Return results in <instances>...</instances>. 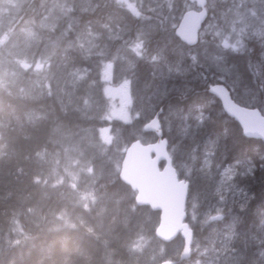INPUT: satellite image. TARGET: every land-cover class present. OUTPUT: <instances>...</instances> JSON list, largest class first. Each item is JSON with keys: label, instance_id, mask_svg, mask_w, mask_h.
Here are the masks:
<instances>
[{"label": "rangeland", "instance_id": "1", "mask_svg": "<svg viewBox=\"0 0 264 264\" xmlns=\"http://www.w3.org/2000/svg\"><path fill=\"white\" fill-rule=\"evenodd\" d=\"M26 1L0 0V86L10 84L11 87H18L24 96L32 100L53 96L63 109L66 106L73 108L84 103L85 95V104H90L96 114L103 115V124L92 130H95L96 136L103 142L102 145L109 148L110 154L112 151L123 152L125 149L119 139L115 141L117 125L131 122L135 124L134 129H137L139 124L143 125V121L151 116L154 109L152 99L168 96V100L164 101L161 116L164 131L173 143L175 162L179 163V159L181 162L183 159L189 160L190 166L179 165V168L186 173L189 172L188 167L194 168L198 175L190 192V220L192 224L196 223L198 236L203 241L198 237L195 239L193 256L182 264H227V259L221 257L224 254L220 257L218 254L226 251L228 247L229 264H264V246L261 245V249H258L251 241L264 240V228L257 231L261 223L258 221L254 224L263 214L264 208L259 202L254 201L256 197L251 195L245 181L253 174L252 164L243 159L229 166L226 163L223 165L225 152L220 136L224 135L214 134L207 125L213 118V113L218 114L216 109L211 112L212 98L209 97L195 107L192 106L188 110L192 111L194 107L193 111L183 115L172 102V99L175 101V95L185 93L184 89L179 88L180 81L196 82L205 75L225 82L236 100L241 103L251 106L257 103L264 108V99L258 97L260 88H264V70L258 77L253 73L247 58V48L250 47L252 35L254 37L261 33L264 44V32L261 29L264 28V0H224L227 6L221 8L219 12L209 10V18L199 33V43L191 48L176 47L175 50H173L175 42H172L174 30L182 14L189 10V0H128L123 7L133 12L130 17L134 21L132 23L127 21V24L121 15L115 17L109 12L105 20L101 18L100 22L95 21L93 16L97 11L92 14L90 12L99 6L98 0H36L32 2L33 5L28 4L25 12L20 13L19 10ZM215 1L208 0L209 8ZM130 6L134 9L131 10ZM81 14H84L82 18ZM158 30L164 32L162 46L171 45L174 57L169 62L151 63L153 68L149 66V79L147 81L141 79L135 83L137 89L135 94L133 82L128 80L125 72L131 69L136 57L140 55L143 37L147 38L151 45L150 36ZM116 39L118 41H114ZM133 40L137 44L133 43ZM128 41L131 45H126L125 42ZM71 51L78 52V55L73 58ZM93 55L95 56L91 64H86V56ZM262 61L261 57L260 62ZM166 73L171 75L167 76ZM173 76L177 78L173 79ZM165 77H169L170 80L162 82L161 79ZM96 84L101 90L99 97ZM128 87L131 89V97L124 100L122 93ZM85 89L89 92L86 93ZM90 96L92 98H88ZM138 103L144 104L140 115L136 110ZM39 106L41 108L51 105ZM37 111L38 109L32 110L30 118L47 117L42 110ZM203 111H210L211 115L206 122L201 123L200 116ZM188 129L191 132L184 135ZM92 130H81V138L87 134L94 137ZM63 144L60 145V151H63ZM189 145L193 146L194 153L191 160L185 156L186 150L183 152L184 146ZM69 152L75 153L70 150ZM94 152L89 151L85 154L83 148L72 168L73 180L84 192L90 190V195L92 189H96L95 181L105 171L103 163L97 161L101 158L99 151L95 149ZM111 159L109 158V162H112ZM239 186L249 189L240 195L244 196V200H238L249 206L243 229L245 233L240 245L244 247L245 253L241 252L233 237L229 238V244L218 242L215 237L220 227L208 228L207 223L200 219L204 203L208 199H211L212 203L217 188L229 189V192H232L229 195L234 196L237 192L230 188ZM199 197L206 198L204 203L201 202V208L198 207ZM89 205L88 201L83 205L81 202L83 208ZM99 205L97 200L92 206L95 209ZM102 214H105L104 217L109 215L105 211ZM141 220L142 225L138 221L137 227L140 225L143 231H148L151 224L154 226L157 224L155 219H150L146 215ZM249 222L253 223L250 225L251 228ZM255 226L257 229H254ZM181 247L182 241L178 239L167 245L163 253L178 256ZM205 250L210 252L209 257L203 255Z\"/></svg>", "mask_w": 264, "mask_h": 264}, {"label": "trees", "instance_id": "2", "mask_svg": "<svg viewBox=\"0 0 264 264\" xmlns=\"http://www.w3.org/2000/svg\"><path fill=\"white\" fill-rule=\"evenodd\" d=\"M211 5L215 7L212 10L215 12L227 6L224 0ZM97 12L100 18L107 15L104 11ZM261 29L264 32V28ZM157 37L151 38V45L145 41L139 57L129 68L128 79H132L135 93L136 84L141 79H149L148 65L152 60L169 62L174 55L170 47L162 46L164 39ZM174 39L176 46L181 45L176 37ZM262 41L261 33L252 35L247 48L250 66L258 77L264 70ZM72 53V57L78 55L77 52ZM213 82L212 77L205 75L196 82H175L181 84L179 88L185 93L175 95L172 102L182 115L192 112L196 105L210 97L207 86ZM50 97L48 95L32 102L18 87H11L10 84L0 86V264H158L173 257L164 255L167 244L155 237L154 224L148 231H143L140 225L137 227L138 221L142 225L144 215L157 221L158 214L147 207L137 206L134 192L119 179L118 164L123 156L122 150L110 154L109 148L102 145L103 142L92 130L103 124L102 116L96 114L90 104H85V95L84 103L66 109ZM163 97L152 99L155 110L163 108L164 101L168 100V96ZM258 97L264 99L263 87ZM40 104L51 106L40 108ZM143 106V103H138V114H142ZM192 106V111H189ZM210 106L211 112L216 109L218 114L213 113L207 125L214 134L224 135L220 136L224 143L223 156L227 155L223 161L235 163L245 159L252 164L253 174L246 178V185L254 191L256 203L264 208V143L244 136L239 124L221 112L219 102ZM34 109L42 110L47 117L30 118ZM134 126L132 123L118 124L115 141L119 139L122 147H126L136 139L143 142L154 139L153 135L143 132L142 125L137 129ZM83 129L92 130L94 137L87 134L81 138ZM189 132V129L186 130L184 135ZM61 143H64L63 151H60ZM172 146L170 141L169 151L176 161ZM83 148L85 154L98 150L101 158L97 161L105 166L104 173L95 181L96 189H92L94 197L90 195V190L84 192L73 180V164L78 161L77 155ZM185 150V156L191 160L193 146H184L183 152ZM180 162L179 159L175 165L180 177L189 180L191 192L195 178H198L197 171L188 167V173L182 172L179 165L190 166V161L183 159ZM97 200L101 206L94 209L92 205ZM86 201L90 205L83 208L81 202L83 205ZM190 204L189 200L188 216L191 214ZM103 211L109 215L104 217ZM251 224L249 222V227ZM251 241L258 249L264 246V240Z\"/></svg>", "mask_w": 264, "mask_h": 264}, {"label": "water", "instance_id": "3", "mask_svg": "<svg viewBox=\"0 0 264 264\" xmlns=\"http://www.w3.org/2000/svg\"><path fill=\"white\" fill-rule=\"evenodd\" d=\"M204 7L206 0H191ZM207 17L205 9L184 13L176 35L192 46L198 42V32ZM209 92L222 102L229 116L241 126L245 136L264 141V115L257 108H247L237 104L227 87L221 83L211 85ZM144 129L154 132L158 139L152 143L140 140L131 142L124 153L119 177L136 192L135 201L139 206L147 205L160 211V221L155 235L164 242L173 241L178 234L184 239V247L178 260H164L160 264H178L191 255L193 230L185 222L186 201L189 183L180 179L168 151V140L163 138V131L158 115L148 121ZM165 165L159 168V162Z\"/></svg>", "mask_w": 264, "mask_h": 264}, {"label": "flooded vegetation", "instance_id": "4", "mask_svg": "<svg viewBox=\"0 0 264 264\" xmlns=\"http://www.w3.org/2000/svg\"><path fill=\"white\" fill-rule=\"evenodd\" d=\"M98 1H99V6L97 8H95L92 12H90L91 14L94 11L100 10V11H104V12H109L110 14L115 15V17H117L118 15H121L122 19L124 20V23H126V24H127V21H129V22L131 21L130 23H132L134 21L130 17L133 12H131L129 9H126V8L123 7V4L127 3L128 0H117V2H115V0H98ZM190 8H196V7H195V5L191 4ZM130 9L133 10L134 7L130 6ZM25 10H26V5L24 4L21 7V12H25ZM90 13H89V15H90L89 18H91V14ZM116 13H117V15H116ZM83 16H84V14H81L80 18H82ZM65 18H67V16H65ZM103 18L105 20L106 16L103 17ZM93 19L95 21H97V22H100V20H101L100 14L98 12H95L94 16H93ZM156 36H158L157 39H159V37L164 39V32L162 30H158L155 33L151 34V38L152 39L154 37H156ZM172 42L174 43L175 39L172 40ZM163 43H164V41H163ZM175 43H174V47H173L174 49L173 50H175L176 47H178L179 49L185 48L184 47L185 45L183 46V44H181L179 46H176ZM168 46L172 47L171 45H168ZM189 48H191V47H189ZM94 56L95 55L89 56V57L86 56V58H85L86 64H91V62L94 59H91L90 57L93 58ZM172 57H174V55ZM150 66L153 68L152 65H150ZM168 75H171V74L168 73L167 76ZM164 79L165 80H167V79L170 80L169 77H165ZM126 96L127 95H125V97ZM210 98H212L211 94H210ZM233 98L235 99L234 96H233ZM218 102H219V104H221L220 101H218L215 98L213 100V102L210 103V104H214V103L216 104ZM220 109H221V112H222L223 108L220 107ZM160 114H162L161 110H160ZM210 115H211L210 111H203L202 112V120L206 122V119H208ZM160 117H161V123L163 125L162 116L160 115ZM223 130H228V129H223ZM225 156H224V159H227L226 158L227 156L226 157ZM224 163H226L227 166L229 164V163H227V161L224 162ZM230 189L231 190H236V192H237L236 195H234V196L229 195V194L232 193V192H229V189L228 190H223L221 188H217V190L215 192V196L212 199V203H211V199L206 200V198L199 197L198 201H199L200 205H202V203H204V201L206 200V203H204L205 205L203 207L204 210H201V213H200V219L202 221H204L205 223H207V227L208 228L216 229V227L217 228L220 227L219 230L217 231L218 234L215 237L218 242H222V243L228 242V244H229V238L233 237V239L236 241L237 245L240 247L241 252L242 251L244 252V247H242L240 245H241V240H243V238H242L243 237V233H245V230H243V229H244V226H245L244 223H245V221H247L248 207L249 206L247 204L241 202V201H238V200L239 199L244 200V196H240V195H241V193H244V192L248 191L249 189L244 187V186H239V187H235V188L231 187ZM250 193H251L252 196H255L254 191L250 190ZM238 196H240V197H238ZM255 200H256V198H254V201ZM248 201H250V199ZM263 214H264V212H263ZM263 214L261 216H259V217H264ZM257 219H256V222H257ZM260 223H261V226L258 225V230L257 231H260L261 228H264V218L259 221V224ZM254 229H257L256 226L254 227ZM198 233H199V231H197V229L195 228V234H196L197 237H198ZM199 239H201V238H199ZM209 254H210L209 251H205L204 256L209 257ZM221 254H224V256H221V257L226 258L227 259V264H229V247L227 248L226 251H221L218 254V257H220Z\"/></svg>", "mask_w": 264, "mask_h": 264}, {"label": "bare ground", "instance_id": "5", "mask_svg": "<svg viewBox=\"0 0 264 264\" xmlns=\"http://www.w3.org/2000/svg\"><path fill=\"white\" fill-rule=\"evenodd\" d=\"M158 16H159V15H158ZM64 22H65V21H64ZM160 28H161V27H160ZM69 52H70V51H69ZM71 52H72V51H71ZM77 54H78V52H77ZM79 54H80V53H79ZM149 55H150V54H149ZM71 56H72V55H71ZM81 56L84 57L83 54H82ZM75 57H76V56H75ZM75 57H73V58H75ZM149 57H150V56H149ZM149 57H148V58H149ZM90 58L93 59L92 57H90ZM78 60H79V59H78ZM95 60H96V59H95ZM79 64H80V63H79ZM79 64H78V65H79ZM72 65H73V64H72ZM78 65H77V66H78ZM150 65H151V64H150ZM150 65H149V66H150ZM80 66H81V65H80ZM224 83H225V82H224ZM225 84H226V83H225ZM89 85H90V84H89ZM91 85H93V84H91ZM226 85H227V84H226ZM91 87H92V86H91ZM87 88H88V86H87ZM90 90H93V89H90ZM85 91H86V89H85ZM87 91L89 92V90H87ZM87 91H86V93H88ZM86 95H87V94H86ZM88 95H89V94H88ZM46 97H48V96H46ZM51 97H52V99H53V96H51ZM51 97H50V98H51ZM44 98H45V97H44ZM44 98L42 97V98H40V100H41V99H44ZM52 99H51V100H52ZM36 100H37V99H36ZM31 101H32V99H31ZM45 101H46V100H45ZM261 101H262V100H261ZM32 102H33V101H32ZM44 103H45V102H44ZM44 103H43V104H44ZM63 105H64V104H63ZM32 106H33V105H32ZM66 107H67V106H66ZM66 107H65V108H66ZM37 108H38V107H37ZM222 108H223V106H222ZM62 109H63V108H62ZM79 109H80V108H79ZM82 109H83V108H81V110H82ZM206 109H207V108H206ZM39 111H40V110L38 109L37 112H39ZM223 111H225L224 108H223ZM30 113H31V112H30ZM34 114H36V113H34ZM40 114H41V113H40ZM43 115H44V114H43ZM227 115L229 116V114H227ZM29 117H30V116H29ZM39 118H40V117H39ZM43 118H44V117H43ZM191 120H192V119H191ZM212 131H213V130H212ZM172 147H173V146H172ZM69 149H70V148H69ZM68 154H69V153H68ZM66 155H67V154H66ZM83 167H84V166H83ZM83 169H84V168H83ZM182 179H184L185 181H187V182L189 183V180H187L186 178H183V177H182ZM189 184H190V183H189Z\"/></svg>", "mask_w": 264, "mask_h": 264}]
</instances>
